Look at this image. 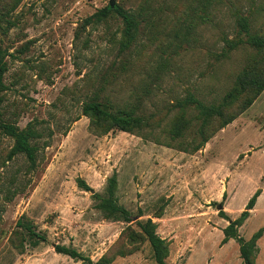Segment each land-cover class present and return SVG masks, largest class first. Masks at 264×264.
Masks as SVG:
<instances>
[{"label": "rangeland", "instance_id": "1", "mask_svg": "<svg viewBox=\"0 0 264 264\" xmlns=\"http://www.w3.org/2000/svg\"><path fill=\"white\" fill-rule=\"evenodd\" d=\"M110 4L137 15L129 47L116 13L87 21ZM240 15L251 33L264 34V0H0V120L38 133L32 164L11 154L15 139L0 127V264H86L57 245L93 262L106 254L115 257L110 264H157L148 241L128 239L149 218L169 244L166 264H244L223 230L259 189L238 234L248 240L264 228V91L198 151L194 110L183 136L171 132L179 100H221L256 55L246 43L226 50ZM94 99L150 124L103 133L83 112ZM113 176L115 201L131 222L99 208ZM257 246L255 264H264V233Z\"/></svg>", "mask_w": 264, "mask_h": 264}, {"label": "trees", "instance_id": "2", "mask_svg": "<svg viewBox=\"0 0 264 264\" xmlns=\"http://www.w3.org/2000/svg\"><path fill=\"white\" fill-rule=\"evenodd\" d=\"M112 12L120 16L124 22L125 39L123 41V47H129L134 41L140 25L135 13L125 9L120 4L114 7L110 4L98 10L87 21L94 18L97 21H101L107 18ZM237 25L239 27L238 36L226 41V50L236 49L241 44L246 43L253 47L257 53L238 74L234 86L217 102H204L193 93H189L185 98L177 102L180 114L171 127V132L176 137L183 136L192 125V120L186 117V113L189 109L194 110L196 112V119L199 122L197 135L200 138L199 143L193 148L194 152L201 149L219 130L225 128L242 115L264 91V34L251 33L250 21L246 16H238ZM243 34L245 38L240 36ZM6 71L7 65L4 60V52L0 47V103L2 92L5 90L4 77ZM83 112L90 117L92 125L103 133H107L115 128L130 131L143 125L147 126L151 120L150 117L135 115L134 111L123 110L117 105L111 103L105 104L96 99L86 102L83 106ZM0 127L5 134L15 139L11 154L24 153L27 159L34 164L36 159V146L31 142V139L37 137L38 133L31 127L20 129L11 123H6L1 120ZM109 182L108 197L101 201L99 208L113 218H121L124 221L131 222L132 215L130 212L118 205L115 201L116 177L113 176ZM78 185L85 190H91L88 184L80 178ZM260 193L261 190H257L247 203L246 209L241 212L238 218L231 220L223 230L224 238L222 242L227 243L230 239H236L239 243L240 255L244 264H255L256 255L259 251L257 242L263 236L264 228L262 227L257 230L248 240L239 236L238 228L249 217V211L254 208ZM220 213L225 215L223 210ZM137 224L140 227L141 232L139 233L141 235L130 227L128 239L136 241L135 238L139 235V239L149 242L157 264H166V259L170 252L169 244L166 239L157 234L156 224L150 218L146 222L137 220ZM25 225L29 235L35 241L45 240V236L38 234L32 225ZM131 249L133 248L120 249L116 255H129L132 253ZM56 250L74 259H81L86 264H110L115 258L114 256L104 254L98 261L93 262L89 257L84 256L74 248L57 245Z\"/></svg>", "mask_w": 264, "mask_h": 264}, {"label": "water", "instance_id": "3", "mask_svg": "<svg viewBox=\"0 0 264 264\" xmlns=\"http://www.w3.org/2000/svg\"><path fill=\"white\" fill-rule=\"evenodd\" d=\"M114 2V1H113Z\"/></svg>", "mask_w": 264, "mask_h": 264}]
</instances>
